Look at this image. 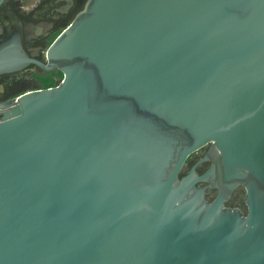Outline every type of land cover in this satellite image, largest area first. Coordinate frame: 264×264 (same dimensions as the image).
Segmentation results:
<instances>
[{
	"label": "water",
	"instance_id": "1",
	"mask_svg": "<svg viewBox=\"0 0 264 264\" xmlns=\"http://www.w3.org/2000/svg\"><path fill=\"white\" fill-rule=\"evenodd\" d=\"M45 56L0 39L62 72L0 102V264H264V0H86Z\"/></svg>",
	"mask_w": 264,
	"mask_h": 264
},
{
	"label": "flooded vegetation",
	"instance_id": "2",
	"mask_svg": "<svg viewBox=\"0 0 264 264\" xmlns=\"http://www.w3.org/2000/svg\"><path fill=\"white\" fill-rule=\"evenodd\" d=\"M86 0H3L0 3V39L16 30L24 49L30 57L46 61V49L59 32L66 27ZM35 5V7H32ZM28 7L30 10L25 11ZM62 78L57 68L43 69L36 64H28L20 70L0 74V102L16 98L27 90L54 86ZM16 91L10 89L18 86ZM208 144L190 153L184 165L190 168L206 152ZM210 161L200 162L196 170L201 173ZM201 183L200 185H203ZM243 191V199L233 200L235 192ZM205 197L211 200L215 190L206 189ZM213 194V196H210ZM239 194V193H238ZM228 206H238L244 212V187L239 185L225 202Z\"/></svg>",
	"mask_w": 264,
	"mask_h": 264
},
{
	"label": "rangeland",
	"instance_id": "3",
	"mask_svg": "<svg viewBox=\"0 0 264 264\" xmlns=\"http://www.w3.org/2000/svg\"><path fill=\"white\" fill-rule=\"evenodd\" d=\"M20 85L15 86V88L10 89V91H16ZM239 193V194H238ZM210 196H213V194H210ZM243 199V191L242 192H235V195L233 196V200H242Z\"/></svg>",
	"mask_w": 264,
	"mask_h": 264
},
{
	"label": "clouds",
	"instance_id": "4",
	"mask_svg": "<svg viewBox=\"0 0 264 264\" xmlns=\"http://www.w3.org/2000/svg\"><path fill=\"white\" fill-rule=\"evenodd\" d=\"M32 7H35V5H32ZM24 10H25V11H28V10H30V9H29L28 7H25Z\"/></svg>",
	"mask_w": 264,
	"mask_h": 264
}]
</instances>
